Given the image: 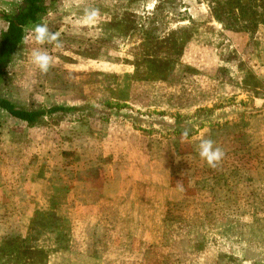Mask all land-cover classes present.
Instances as JSON below:
<instances>
[{
    "label": "rangeland",
    "instance_id": "rangeland-1",
    "mask_svg": "<svg viewBox=\"0 0 264 264\" xmlns=\"http://www.w3.org/2000/svg\"><path fill=\"white\" fill-rule=\"evenodd\" d=\"M20 1L0 0V33L7 26L3 14L13 11ZM88 2L91 5L82 0L79 11L85 6L99 9L100 15L92 26L76 27L82 17L78 13L72 18L59 16V23L49 24L51 31H60L63 47L55 49L49 44L35 45L30 39L26 42L33 26L46 21V15L63 3V0L47 1L48 10L26 25L22 42L0 78V97L16 107L32 110L70 107L45 113L33 125L17 121L0 108V199L5 198L0 201V233H5L0 236V264H44L49 255L68 249L64 264H113L109 261L110 244H118L117 254L121 257L127 247L137 248L145 242L140 238L145 232L150 234L146 241L150 250L168 248V237L159 238L161 225L152 216L175 213L191 218L210 215L212 209L194 207L191 198L180 201L182 189L187 187L183 185L191 184L189 173L176 174L175 180L163 175L160 184L146 178L147 173L156 177L152 172L161 168L172 167L175 169L171 170L177 171L180 168L177 164L203 165L197 151L201 137L211 138L224 150L220 165L230 167V172L220 179L228 186L220 189L218 198L229 202L219 206V217H252L253 201L264 197V122L258 121L251 127L249 114L227 117L220 107L228 100L217 102L215 97L218 82L226 80L255 86L254 89L244 86L252 94H257L256 88H260L259 97L264 98V80L255 72L259 60L264 58L255 54V48H250L252 52L244 60L216 24L198 20L181 24L187 17L182 0H169L165 4L148 0L147 14L156 2L159 4L154 17L162 18L160 27L165 24L166 32L177 28L169 33L170 39L185 34L200 39L201 47L207 43L203 49L212 56L208 59L194 56L199 60L196 64L207 66L223 58L239 61L245 68H241L237 79L233 78L234 82L230 79L236 72L212 78L202 71L193 83L176 87L173 77L165 81L136 78L134 66L145 75L148 64L142 60L143 53L155 56L158 45L141 46V35L134 30L125 35L128 31L122 24L131 16L123 0ZM203 2L207 4L206 0ZM164 8L171 13L162 15ZM198 8L202 10L203 6L199 4ZM33 47H41L54 57L55 66L47 74L30 62ZM168 53L172 54L173 49ZM115 63L129 64L133 70L128 72V67ZM154 64L161 66L157 60ZM165 67L177 69L180 65L169 61ZM187 67L184 65L183 69L189 70ZM203 74L210 81L201 79ZM229 86L234 88L226 84L225 89ZM180 106L186 110L180 111ZM185 130L189 131L186 141L182 137ZM144 136L150 137V142ZM153 147L167 157L166 164L158 157L159 153L152 151ZM142 162L149 164L144 167ZM170 181L181 185L166 186ZM253 183L255 187L250 185ZM162 195L169 201L179 199L178 206H168L166 210L138 205V197L149 196L152 202L159 201ZM244 197L246 202L242 205L239 202ZM141 217L147 220L140 222ZM214 220L219 221L217 217ZM227 239L216 238L215 243L225 257L229 256L230 264H240L232 257V244ZM78 242L85 249L79 250ZM249 257L259 259L254 253ZM154 258L153 264L165 259L167 264L176 263L170 254L159 260L157 256Z\"/></svg>",
    "mask_w": 264,
    "mask_h": 264
},
{
    "label": "crops",
    "instance_id": "crops-1",
    "mask_svg": "<svg viewBox=\"0 0 264 264\" xmlns=\"http://www.w3.org/2000/svg\"><path fill=\"white\" fill-rule=\"evenodd\" d=\"M84 2L85 4H89L88 0H84ZM182 2L184 4L183 7H185L184 13L187 15V17L180 22L181 24L186 22L189 23L190 20L208 21L210 23H214L216 24V26L220 27L223 33H225L226 36L231 40V43L233 44L235 50L240 55H242V58L244 60L245 57L249 55V52H252V50L250 49L251 47L255 48V50L253 49L255 54L264 58V26H259L254 36L245 31H233L230 29H224L222 28V25L212 17L208 5L204 3L203 0H192L195 6H193L191 0H182ZM81 3L82 0H79L77 4L75 0H63V3L59 7L52 10L46 15L45 20L55 18V22L59 23V16H67L69 18H72V16L77 13L82 15L83 11H79L82 7ZM199 4L203 6L202 10L198 8ZM51 23L52 22L50 21V24ZM115 65L128 67V72H132L133 70V67L129 64L115 63ZM233 72H236L237 74H233ZM239 72L240 71L238 70L229 72V74H233L230 81L234 82L235 80L233 78L235 77L237 79L239 77ZM255 72L260 79L264 80V59L259 60V65L255 67ZM201 79H205L206 82L210 81V77L206 74H203L201 76ZM228 82L229 81L226 80L218 82L219 85L217 87L215 96L216 101L220 102V100H228L226 104L220 107V111L229 118H234L239 114H249V124L251 127L254 126L258 121L264 122V98L259 97V95L261 94L259 92L260 88H256L258 89L257 94H252L248 89L244 88L245 85L243 83L240 84V82ZM226 84H229L234 88L232 89L229 86V88L225 89ZM179 110H186V107L180 106ZM190 110L193 111L194 109ZM148 136L144 137L147 139V142H150V137ZM158 138L159 141L162 140L160 135H158ZM146 148L147 153L150 154L149 151L151 149V146L148 145L146 146ZM152 151L155 153H159L158 157L160 159H163V164H166V159L164 158L167 157L162 154V151L159 152L158 150H155L154 147ZM147 164H149V162H142V165L144 167H146ZM177 165L180 166V168H177V171L171 170L175 168L169 167L166 169L165 167L161 168V170L159 169L157 172L156 170L152 172L153 175H156V177H151V172H148L146 178H148L149 180L152 179V181L156 184H160L161 182H163L161 180V176L163 177V175H170V177L172 176L171 178L175 180L177 179L176 174L184 175L186 173H189L192 178L191 184L183 185V187H187L185 189H182V200L180 201L191 198L193 201L192 205L194 207H209L212 209L211 214H199L190 216L191 218H186L184 217V215H178L175 213L154 215L152 216L153 221L161 225V228L158 227V229H160L161 231L157 232L160 235L159 238H164L165 236L168 237V240L166 242L169 245L168 248H158V250H150V244L149 242H146L149 241L150 234H148L147 232H142L143 234H141V237H139L145 242H142L141 246L137 248L127 247V250L122 254L121 257H118L117 254L118 244H110L111 254L109 261L113 262V264H153V261L155 259L154 256H157V260H159L160 258H166V255L170 254L173 256V259H175V264H230L229 256L225 257L226 254H224L220 245L215 243L216 238L220 239V237H227L232 244V257L238 259L240 264H264V197H259L253 201L252 205H254L255 209L252 217L247 218L243 215L219 217L217 214L219 206H221L224 201H226L227 203L229 202V199L224 200L218 198L219 193L221 192L220 189H224V186H228L227 184L224 185L223 183H221L222 180L220 179L223 174L230 172L229 165L225 164L227 165L225 167L223 166V164L220 165L221 168H216L219 169V171L211 170L212 168H210L205 161L203 165L197 167H187L185 166V164ZM167 171H169L168 174ZM170 182L171 184H168L166 186L181 185L176 181ZM250 185L254 187L256 186L255 183ZM258 191H260V188L257 190V192ZM4 199L5 198L3 196L0 201H3ZM173 199L175 202L165 199V195H162L160 196L159 201L151 202L149 196H141L137 198V201L140 207H157V209L163 207L167 210L168 206H178L179 199ZM242 200L243 202L239 203L244 205V203L246 202V198L245 200ZM143 210L145 209L143 208ZM171 211L173 212L174 209ZM214 211L215 213L213 214ZM216 217L219 219L218 222L214 220L216 219ZM1 220L2 219L0 217V221ZM146 220L147 218L144 220V217H141L140 222ZM166 223L169 226L165 227ZM207 223L209 224L208 226L206 225ZM162 228H164L165 230H162ZM167 228L169 229L167 230ZM4 235L5 233H0L1 237H3ZM83 248L85 249V247H82V242H78V249L82 250ZM71 249L74 250L75 248L71 247ZM68 253H70V249H68L67 251H60L51 254L47 257V259H45L44 264H64V255H67ZM251 253L256 254L259 259H253L254 256H252L253 258L249 257ZM159 264H167L166 259L161 261Z\"/></svg>",
    "mask_w": 264,
    "mask_h": 264
},
{
    "label": "trees",
    "instance_id": "trees-1",
    "mask_svg": "<svg viewBox=\"0 0 264 264\" xmlns=\"http://www.w3.org/2000/svg\"><path fill=\"white\" fill-rule=\"evenodd\" d=\"M51 0H21L15 9L11 12L3 14L4 19L7 22L6 28L0 33V78L6 73V67L9 63L10 57L16 50L18 45L22 42L24 36V29L27 24L35 21L40 14H43L48 10ZM130 13L131 19L125 20V24H122L123 29L126 28L128 32L125 35H130L134 30L141 35V46H150V43L157 44L158 54L143 53L142 60L148 64L145 67V75L140 74L138 67L134 66V76L136 78L144 80H157L165 81L170 77H173L175 87L178 85L193 83L195 76L199 72H207L211 77H220L225 72L229 73L233 70L240 71L244 66L238 64L239 61L233 62L223 58H218L214 64L207 66L196 64L197 58L205 56L207 59L212 56L207 53L204 47L208 46L207 43L202 44L200 39L183 34L170 39L169 33L177 28L166 32L167 26L165 24L160 27L159 23L162 22V18L156 19L154 15L159 8V4H154L153 10L148 14L145 11L148 0H123ZM159 1V0H157ZM169 0H160L161 4H165ZM212 17L222 25L224 29H230L233 31H245L254 36L259 26H264V0H206ZM162 15H166V12L171 13V10L164 8ZM168 36V37H167ZM202 40V39H201ZM211 42V41H210ZM214 44L213 42H211ZM199 47H201L199 49ZM167 49V51H166ZM173 53H168V50H172ZM193 56L194 59H190ZM194 56H197L195 58ZM160 65H155L154 62ZM173 61L178 66L172 67V69H166L165 64ZM241 62L243 60H240ZM183 63V64H182ZM134 65V63H133ZM184 65L189 70H184ZM167 72H164L166 71ZM179 70V71H178ZM162 72H164L162 74ZM245 86H248L245 82ZM254 89L255 86H248ZM209 88V87H208ZM210 94L207 91H203V94ZM211 95V94H210ZM0 108L8 112L17 121L25 122L27 125H33L35 122L45 113H52L56 111H66L70 107L55 106L48 110L42 109H25L16 107L8 99L0 97Z\"/></svg>",
    "mask_w": 264,
    "mask_h": 264
},
{
    "label": "clouds",
    "instance_id": "clouds-1",
    "mask_svg": "<svg viewBox=\"0 0 264 264\" xmlns=\"http://www.w3.org/2000/svg\"><path fill=\"white\" fill-rule=\"evenodd\" d=\"M100 15L99 9L95 7H84L81 22L76 27H90L98 19ZM55 18H50L44 22L37 23L33 26L26 38L35 45L41 46L45 44L52 45L55 49H60L63 44L60 40V31L50 30V21L55 22ZM30 62L42 74H47L48 71L55 66L54 57L41 47H33L30 53ZM189 136V131L185 130L182 133L183 139L186 141ZM198 155L203 159L209 167L217 168L225 156L224 150L218 146L211 138L201 137L197 145Z\"/></svg>",
    "mask_w": 264,
    "mask_h": 264
}]
</instances>
